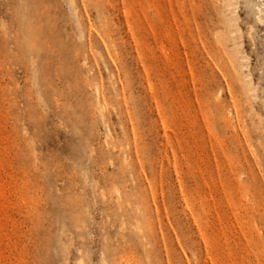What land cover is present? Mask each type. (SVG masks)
<instances>
[{
  "label": "rangeland",
  "instance_id": "obj_1",
  "mask_svg": "<svg viewBox=\"0 0 264 264\" xmlns=\"http://www.w3.org/2000/svg\"><path fill=\"white\" fill-rule=\"evenodd\" d=\"M228 1L0 0V264H264V24Z\"/></svg>",
  "mask_w": 264,
  "mask_h": 264
},
{
  "label": "bare ground",
  "instance_id": "obj_2",
  "mask_svg": "<svg viewBox=\"0 0 264 264\" xmlns=\"http://www.w3.org/2000/svg\"><path fill=\"white\" fill-rule=\"evenodd\" d=\"M235 2V0H231V1H228L229 3H230V5H232V4H238V1H236V3H231V2ZM75 2V1H74ZM74 2H71V3H73V5H74ZM226 4H227V1H226ZM230 5H228V7L230 6ZM226 6V5H225ZM255 6V8H256V11H257V21L259 22V23H261V24H264V0H256V4L254 5ZM231 7V6H230ZM236 7V6H235ZM235 7H233V9L235 8ZM239 7V6H238ZM73 8V7H72ZM98 8V7H97ZM226 10H227V7H226ZM230 9L228 8V11H229ZM234 10H236V9H234ZM234 10H230V11H234ZM99 12V11H98ZM235 12V11H234ZM75 13H76V9H75ZM124 14H125V12H124ZM77 16V15H76ZM78 17V16H77ZM127 17V16H126ZM228 17V16H227ZM232 17H230V18H226V20L228 19V20H230ZM237 19V18H236ZM227 22V21H226ZM235 22V21H234ZM231 23V22H230ZM80 24V23H79ZM123 24V23H122ZM227 24V23H226ZM232 24H233V22H232ZM236 24V23H235ZM229 25V24H228ZM231 26V25H230ZM229 26V27H230ZM232 27V26H231ZM233 27H235L234 25H233ZM129 28V27H128ZM130 30V29H129ZM81 31V30H80ZM237 31V30H236ZM130 32V31H129ZM232 32V31H231ZM104 33H106V36H107V32L106 31H104ZM236 33V32H235ZM232 34V33H231ZM109 35V34H108ZM132 35V34H131ZM235 35V34H234ZM233 34H232V37L234 36ZM237 35V34H236ZM241 36V35H240ZM86 37V36H85ZM110 37V36H109ZM82 38H83V35H82ZM106 38V37H105ZM235 38V37H234ZM109 39V38H108ZM237 39V38H236ZM134 41V40H133ZM234 41V40H233ZM111 42V41H110ZM130 42V41H129ZM237 43V42H236ZM234 45V44H233ZM136 46V45H135ZM238 46V45H237ZM240 46V45H239ZM241 47V46H240ZM240 47H238V48H240ZM234 51L236 52V50H235V45H234ZM136 49V48H135ZM133 50V49H132ZM237 51H239L238 49H237ZM146 52V51H145ZM236 54H242V53H238V52H236ZM117 55V54H116ZM241 58V57H240ZM243 58H245L244 56H243ZM117 59H118V57H117ZM140 59V58H139ZM246 59V58H245ZM136 61V60H135ZM140 61V60H139ZM243 61V60H242ZM242 61H240V63L242 62ZM247 60H245V62H246ZM153 62V61H152ZM142 63V62H141ZM34 64V63H33ZM238 65V64H237ZM241 64H239V66H240ZM32 66V65H31ZM236 67V66H235ZM243 67H245V66H242V68ZM147 68V67H146ZM247 68V67H246ZM245 68V69H246ZM236 69H237V67H236ZM239 70H240V67H239ZM238 69L236 70V71H239ZM242 70V69H241ZM244 70V69H243ZM244 72V71H243ZM243 72L241 73L240 71H239V73H241V75L243 74ZM238 73V72H237ZM147 75V74H146ZM240 74H239V76H241ZM244 76V77H243ZM243 76H241V79H242V77L244 78V79H242L243 81H241V82H244V84H245V87L243 88V89H245L246 90V94L248 95L249 94V96H255V89H256V86H254L255 87V89L252 87V85L253 84H251V81L249 82L248 80H246V79H248L249 78V75H246L245 76V74L243 75ZM147 78V77H146ZM244 86V85H243ZM96 91H97V89H96ZM98 91H99V89H98ZM257 91V90H256ZM97 95H99V93L97 94ZM248 96V97H249ZM253 96V97H254ZM257 96V95H256ZM256 99H257V97H255ZM250 99V98H249ZM251 100V99H250ZM252 100H253V98H252ZM203 239H204V241H205V238L203 237V235H200Z\"/></svg>",
  "mask_w": 264,
  "mask_h": 264
}]
</instances>
